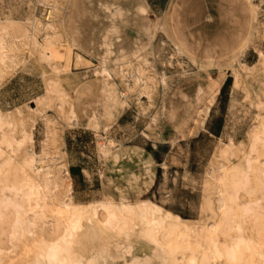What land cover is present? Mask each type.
Returning <instances> with one entry per match:
<instances>
[{
	"label": "rangeland",
	"instance_id": "1",
	"mask_svg": "<svg viewBox=\"0 0 264 264\" xmlns=\"http://www.w3.org/2000/svg\"><path fill=\"white\" fill-rule=\"evenodd\" d=\"M39 21L54 29L38 28ZM0 43L11 54L0 62V110L16 124L0 135L21 138L25 119L33 140L17 152L1 143L4 158H14L17 183L23 155L35 154L67 177L74 202L147 200L198 226L180 244L191 242L193 250L199 241L211 248L209 235L221 246L235 241V210L226 224L220 200L229 175L239 176L235 208L244 210L243 225H252L245 191L252 194L258 182L264 212V144L253 148L254 136L264 137V0H0ZM49 84L67 95H47ZM37 106L39 117L31 110ZM60 193L46 199L34 233L14 246L7 233L0 236V264H17L28 245L57 237L53 196ZM174 239L160 235L163 244ZM119 242L125 251L99 243L98 264H168L137 235Z\"/></svg>",
	"mask_w": 264,
	"mask_h": 264
},
{
	"label": "bare ground",
	"instance_id": "2",
	"mask_svg": "<svg viewBox=\"0 0 264 264\" xmlns=\"http://www.w3.org/2000/svg\"><path fill=\"white\" fill-rule=\"evenodd\" d=\"M51 14L52 11H49L46 19L49 20ZM52 23L43 25L40 24L39 21L37 24L38 28L50 31L54 29ZM45 38L48 37L45 36ZM19 39L21 40V38H18V40ZM4 41L2 42L4 43ZM49 42L50 43L47 44L51 46L52 43L51 41ZM0 46L3 48L7 47L2 43H0ZM1 50H4V53L6 51L5 49ZM1 50L0 62L5 60V56L8 53L4 55ZM59 56L60 53L57 50L53 57L56 59V57ZM48 57L47 55V58ZM222 76V81H224L225 77L224 75ZM235 79H237V77ZM56 86L57 85L53 84V86H51V84H49L47 95L52 92H57L61 98L65 97L67 94L64 90L58 89ZM47 95L43 97L42 101L47 100ZM31 110L34 112L35 116H41V109L39 107L37 109L31 108ZM208 112L209 108L203 112V118L200 121L201 125L205 122L207 114H209ZM70 116H72V118L74 117V119L77 117L73 106L70 108ZM9 117V115L6 117L0 110V134L3 127H10L11 132L13 130L15 132L16 124L11 121ZM25 122V119H21L18 122V127H20L19 131L22 134L21 138L15 140L14 137V139H12L6 135H0V236L7 233L11 246H14L15 242L20 240V237H23L26 233L28 235L32 232V229L35 230V227H38L39 222H43L45 207L47 205L46 199L51 197L50 195L54 193V190L60 189L61 193L57 195L54 194L53 196L54 206L56 207L55 213L58 221L56 230L57 237L52 241H45L42 239L37 244L28 245L24 253V259L17 264H98V257L105 251L103 248L96 249L100 246L99 243L101 241L105 240L107 243H112L117 250L123 252L126 250V246H123L119 242L120 237H132L133 235H137L140 239H144L158 247V249L164 253L163 260L168 264H182L181 261L185 260L186 263L184 264H211V262H221L224 264H264V212L259 211L258 205L256 204L257 200L261 197V194H258L261 190V184L259 182L252 188V194L248 192L249 188L245 191L246 194H248L249 203H252V208L250 207L247 209L249 212L252 211V225L245 226L243 225L244 210L235 208L237 205L240 206L239 203H237V189L239 188V183L234 180L239 176L231 174L229 178L227 177L228 179L224 178L226 179L224 182L220 180L223 178L219 179L224 185V191H222V193L219 192L222 194V196L220 195V200L225 207L223 215L226 224L228 223V219H230L231 212L235 210L232 218L236 231L235 241L231 245L221 246V242L218 245L212 239V235H209L207 236L209 240L207 242L211 245V248H205L203 243H200L202 241H199L198 244L196 243L195 250H193L191 242H188V245L185 247H182L180 244L186 238L191 239L190 237L196 232L198 226L190 224L188 220L181 219L177 215L167 212L159 205L147 200L135 206L125 203L115 204L109 201H101L98 203L74 202L71 199L73 197L72 185L66 182L67 177L65 175L66 178L61 176V172L55 171L53 173V171H49L51 169L49 165L47 166H49L50 169L48 168L49 170H47L46 162L42 163V160L39 159L40 157H36L35 154L31 153L28 155L26 154L28 152H25L23 155L22 162L19 164L22 178L21 181L17 183L13 171L14 158H12V156L4 158L1 143H6L7 146L15 152L23 151L26 142L32 140L31 136L28 135L29 133L26 132L27 130L24 129ZM262 134L263 133H258L254 136L253 148H256V143L258 142L264 144V137ZM14 141L15 149H13ZM100 146L102 152H109L108 147H106L107 145L103 146L101 144ZM31 151L32 150H29V152ZM15 152L13 153L15 154ZM238 170V168L233 167L232 171L237 172ZM253 170H255L256 174L259 172L256 167H254ZM59 171H61V168ZM65 173L69 176L68 170H66ZM242 178L240 179L242 180ZM254 180L258 181L259 178L255 177ZM241 184L242 183H240V185ZM244 188H246V186ZM29 213L32 214L31 219ZM222 223L221 221V223L214 225L213 230L216 233H222ZM2 224L5 226H2ZM6 228L8 230H6ZM32 233H34V231ZM160 235L164 237L175 236L176 239L168 241L167 244H163L160 243ZM11 249L13 250V248ZM1 251L2 250H0V261L4 260V258L2 259L4 254ZM188 251H190L189 257L186 254Z\"/></svg>",
	"mask_w": 264,
	"mask_h": 264
}]
</instances>
